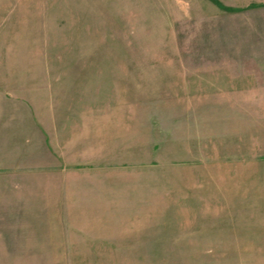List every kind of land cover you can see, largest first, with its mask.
I'll return each instance as SVG.
<instances>
[{"label": "rangeland", "instance_id": "rangeland-1", "mask_svg": "<svg viewBox=\"0 0 264 264\" xmlns=\"http://www.w3.org/2000/svg\"><path fill=\"white\" fill-rule=\"evenodd\" d=\"M9 113L126 163L141 217L0 228V264H264V0H0ZM0 135V164L59 160Z\"/></svg>", "mask_w": 264, "mask_h": 264}, {"label": "crops", "instance_id": "crops-1", "mask_svg": "<svg viewBox=\"0 0 264 264\" xmlns=\"http://www.w3.org/2000/svg\"><path fill=\"white\" fill-rule=\"evenodd\" d=\"M37 114L28 113L24 125L13 122L15 114L0 115V133L26 127L32 135L22 144H46L59 160L0 164V228H136L141 202L129 186L134 182L123 177L126 163L119 168L109 161L79 162L76 136L57 134L56 125L45 128ZM6 139L0 135V141Z\"/></svg>", "mask_w": 264, "mask_h": 264}]
</instances>
